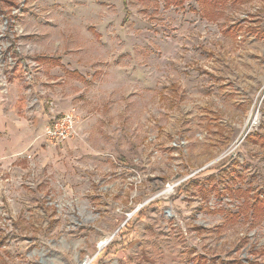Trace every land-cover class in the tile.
Segmentation results:
<instances>
[{"label": "rangeland", "instance_id": "374dc122", "mask_svg": "<svg viewBox=\"0 0 264 264\" xmlns=\"http://www.w3.org/2000/svg\"><path fill=\"white\" fill-rule=\"evenodd\" d=\"M179 1L0 0V264H264V0Z\"/></svg>", "mask_w": 264, "mask_h": 264}, {"label": "crops", "instance_id": "0c3cea01", "mask_svg": "<svg viewBox=\"0 0 264 264\" xmlns=\"http://www.w3.org/2000/svg\"><path fill=\"white\" fill-rule=\"evenodd\" d=\"M41 59H43L42 60L43 62H46L49 60L48 57H40L39 60L41 61ZM49 61H54V60L50 59ZM74 75L75 74H73V76ZM76 76L78 77L80 75H76ZM17 105H19L21 109H25L27 107L24 97H20L18 99ZM40 114H41L40 116L42 120L41 121L39 120V123H40L39 127L43 128L46 123V115L45 113L44 115L42 113ZM0 125L2 127H5V125H7L8 128H10L11 132L13 133L15 132L19 133V131L16 129L19 126L20 128L25 127L24 129H26L23 135L19 133L18 134L19 136L15 135L16 137H0V159L8 158L10 156L19 155V154H22V155L26 154V156L28 155L29 157L30 156L29 154H32L31 152H33V154L35 153L44 154V148L42 147L46 145L45 139L42 137H35L34 133L31 132L30 127L27 123L12 120V124H11V122H9L6 119V117L2 115V118H0Z\"/></svg>", "mask_w": 264, "mask_h": 264}, {"label": "built area", "instance_id": "2783aa9c", "mask_svg": "<svg viewBox=\"0 0 264 264\" xmlns=\"http://www.w3.org/2000/svg\"><path fill=\"white\" fill-rule=\"evenodd\" d=\"M74 115L55 116L45 131V138L48 143L54 146H61L77 135ZM102 246V243L101 245ZM100 251V250H99ZM96 257H87L82 264H95Z\"/></svg>", "mask_w": 264, "mask_h": 264}, {"label": "trees", "instance_id": "16d2710c", "mask_svg": "<svg viewBox=\"0 0 264 264\" xmlns=\"http://www.w3.org/2000/svg\"><path fill=\"white\" fill-rule=\"evenodd\" d=\"M177 1H178V3H181V1H179V0H177ZM258 32H257V34H260ZM41 60H43V59H41ZM19 61H21V63L24 64L23 60L19 59ZM22 64H18V66H16L15 70H17L18 72H21V70L23 68V65ZM17 74H20V73H17Z\"/></svg>", "mask_w": 264, "mask_h": 264}, {"label": "bare ground", "instance_id": "6f19581e", "mask_svg": "<svg viewBox=\"0 0 264 264\" xmlns=\"http://www.w3.org/2000/svg\"><path fill=\"white\" fill-rule=\"evenodd\" d=\"M104 243L102 242V245H103Z\"/></svg>", "mask_w": 264, "mask_h": 264}]
</instances>
